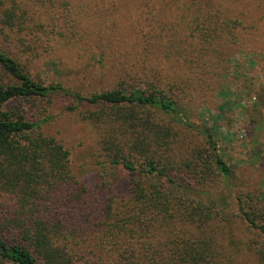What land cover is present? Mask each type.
<instances>
[{"label":"trees","instance_id":"1","mask_svg":"<svg viewBox=\"0 0 264 264\" xmlns=\"http://www.w3.org/2000/svg\"><path fill=\"white\" fill-rule=\"evenodd\" d=\"M151 1L137 33L143 57L165 48L166 57L203 69L221 65L237 37L264 20V0ZM6 2L2 24L12 29L17 3ZM151 69L124 70L112 88L83 95L35 80L0 49V264H244L224 242L227 203L208 196L213 185L232 188L213 127L200 130L203 150L176 162L172 131L190 127L178 79L168 72L162 81ZM52 95L88 106L79 114L97 130L102 168L124 173L120 190L102 171L91 188L78 181L70 150L43 132L45 117L26 111L25 102L37 108ZM236 200L248 235L243 244L264 264V212Z\"/></svg>","mask_w":264,"mask_h":264},{"label":"rangeland","instance_id":"2","mask_svg":"<svg viewBox=\"0 0 264 264\" xmlns=\"http://www.w3.org/2000/svg\"><path fill=\"white\" fill-rule=\"evenodd\" d=\"M6 1L0 0L3 4ZM16 3L12 29L3 27L5 7L0 4V49L11 53L35 80L60 83L89 95L112 88L124 70L146 73L149 69L152 73L151 68L156 67L157 75L166 79L162 81L170 79L168 72L175 83L178 79L179 103L190 127L177 126V134L172 131L171 155L176 162L188 163L184 159L190 156L188 151L194 154L205 148L200 130L213 127L216 152L232 169V188L213 185L207 190L208 196L223 197L227 203L224 242L235 248L242 263L255 264L252 251L243 244L247 233L242 218L236 216L240 205L236 196L244 208L251 205L264 212V20L256 25L253 34L238 36L237 45L225 51L221 65L206 67L207 71L188 59L184 62L179 57H166L165 48L154 58L143 57V44L137 33L141 34L143 19L150 11L147 0ZM144 30L147 31L145 26ZM182 33L178 36L183 37ZM214 68H218L215 75V70L211 71ZM25 109L33 116L45 117L43 132L70 150V166L78 181L91 188L96 174L102 171L120 190L124 173L109 170L105 164L102 168L104 159L97 148V130L79 114L88 109L87 105L70 95H52L39 102L37 108L32 102H25Z\"/></svg>","mask_w":264,"mask_h":264}]
</instances>
